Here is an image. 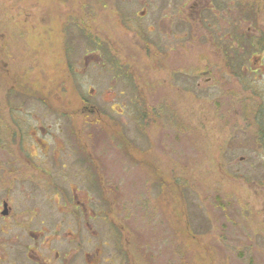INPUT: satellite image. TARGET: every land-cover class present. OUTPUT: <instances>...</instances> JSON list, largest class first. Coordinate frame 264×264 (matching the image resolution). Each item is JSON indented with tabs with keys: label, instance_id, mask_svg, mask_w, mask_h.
<instances>
[{
	"label": "rangeland",
	"instance_id": "rangeland-1",
	"mask_svg": "<svg viewBox=\"0 0 264 264\" xmlns=\"http://www.w3.org/2000/svg\"><path fill=\"white\" fill-rule=\"evenodd\" d=\"M194 2L0 0V205L6 196L13 205L38 203L42 214L30 228L43 220L52 230L69 220L54 203L62 210L73 202L64 180L74 177L75 163H110V181H96L100 170H90L76 186L125 225L135 264H264V239L246 220L259 190L242 176L246 163H233L252 153L230 163L219 146L236 113L242 122L259 110L264 121V52L248 44L262 43L264 0H210L218 11L198 13ZM230 2L225 21L237 35L240 84L219 60ZM104 53L123 68H109ZM205 77L211 83L198 88ZM251 96L253 103L234 100ZM65 147L85 153L74 161ZM57 163L71 170L56 171L59 186L50 191L41 168ZM34 164L36 185L26 187ZM20 216L7 220L15 234L26 226ZM252 219L256 229L264 225L260 212ZM28 241L5 239L0 249L13 262Z\"/></svg>",
	"mask_w": 264,
	"mask_h": 264
},
{
	"label": "flooded vegetation",
	"instance_id": "flooded-vegetation-1",
	"mask_svg": "<svg viewBox=\"0 0 264 264\" xmlns=\"http://www.w3.org/2000/svg\"><path fill=\"white\" fill-rule=\"evenodd\" d=\"M203 2L204 1L202 0H195L191 6L196 9L197 13L201 8L204 9V12L218 11L214 4H210V0H207L205 4L202 5ZM224 7H226L224 9L223 16V20L225 21L226 17L231 18L230 16L233 13V6L230 2ZM220 9L221 8H219V10ZM209 19L214 18L209 16L207 20ZM225 22L228 26V32L227 34L225 33L218 37V39L221 41V45L218 46L219 50H221L219 60H221V65L223 64L224 70L227 71V73L233 75L234 83L240 84L241 82L239 81V72L243 68L240 67V62L237 60L238 49H235L237 35L234 33V29L231 28L232 21L228 20ZM164 31L166 35L170 34L168 29ZM262 39H264V37ZM262 43L264 45V42ZM171 44L172 42L169 41L167 46V48H170V51L172 47ZM102 48L104 50L107 48V46L103 44ZM261 50L264 52V48ZM102 55L106 58V65H108L109 68L114 70L118 67L123 68L122 65L118 64L117 62H111V58L108 53H104ZM263 60L264 59L260 58V61ZM206 64H208V62ZM246 70L247 73L257 71L251 70L249 67H246ZM203 72L209 73L211 70L207 67V70H204ZM203 82L204 84L200 83V81L197 82L198 88H201L202 85L211 83V78L205 77ZM111 90L112 87L110 86L107 91L110 96H112L110 93ZM256 98L257 97L251 96L245 98L244 100H234L241 103H245V101L253 103ZM84 107L87 108L86 106ZM91 110L94 112H96V110L98 111V109L95 107H92ZM14 111L13 112L18 118L17 109ZM257 112L258 113L255 116H253L252 113L246 114V117L242 122L238 121V115L236 113L234 120H228L225 122L227 125L225 128H221L220 131L221 135H224V138L223 141L219 143V146L221 149H223L221 155L226 156L230 163L232 162V159L236 160L238 153L244 151H250L252 153L251 156L240 155V159L233 163L235 165L240 164V166L246 163L247 167L242 166V168H240L242 176L247 178V180L254 184V186L258 187V195L259 198L261 197V199L256 202V205L251 200L249 201V205L253 209V212H251L248 219H246L248 221L247 229L250 231V233L254 232V237L258 236L264 239V225L261 226V228L256 229L252 224V218L258 215L259 212L262 214V219L264 222V121L260 118L261 112L259 110H257ZM12 117L14 118L13 113ZM65 148L70 149L69 153L74 161H79L82 157L81 155L85 153L84 149L81 147ZM62 150H64V148H62ZM44 151L45 150H43V152L41 151L43 156H49L51 154L50 149L48 151ZM59 157H62V155H59L57 158ZM87 162L88 160L86 162H82L80 160L79 162L75 163V167L73 169L74 177L64 180L65 183L70 180L68 184L71 186V192L74 193V200L72 202L70 199L67 202L60 204L62 210L59 209L58 204L54 203V207L57 206L56 210L67 217L69 216V220L65 221V224L62 221L58 222L52 230L50 228H46L47 225H44L45 223L43 220L37 229L30 228L32 227L33 222L38 221L37 217L42 214V208L38 203L33 205L27 201L25 204L20 202L19 205L17 203H14L13 205L12 201L7 196L4 198L0 205V220L4 221V223H2L4 226H0V241H5V239L9 238L12 240L14 237L19 236L26 237L29 241L19 253L12 256L14 260L13 262L7 259L8 253L6 250L0 249V264H135L133 256L130 252V247L128 246V238L123 233L125 225L114 221L113 218L110 217V213H107L106 210H96L94 206L91 205L92 197L90 194L88 195L84 191L80 192L79 186H76L79 185L80 182L82 184L85 183V175H88L90 170L92 172L95 171V173L99 172L100 170L101 174H99L98 179L95 177L96 181H104L105 177L108 181H110V177L112 176L108 174L110 163L102 165V167H100L99 164L95 166L92 165V167L89 168V164H86ZM57 164L59 168L53 164H48L41 168L42 175H46V177H48V180H45V182L53 185V188H51L50 191H56L55 187L59 186L57 184V180L54 179L56 176V171H59L62 175H67V172H70L71 170L70 166L68 167V163ZM222 164H224L223 157L218 162L217 167H222ZM39 166L40 165L35 164L31 165V171L25 173L30 177V179L25 178L27 182L30 181L29 184L25 183L26 187H32L36 185L33 179H35L37 175L39 176ZM101 170L104 172V174H102ZM22 204L23 208H21ZM4 211L6 212L4 213ZM15 213L20 214V221L26 223V226L22 224V229H24V231L21 234H15L11 225L7 221L13 217ZM100 222L101 224H99ZM82 230H85L86 234H82ZM101 230L102 232L100 233ZM49 232L50 234H48ZM14 256L15 258L17 256V259H19L20 262H16L17 259L15 260Z\"/></svg>",
	"mask_w": 264,
	"mask_h": 264
},
{
	"label": "trees",
	"instance_id": "trees-1",
	"mask_svg": "<svg viewBox=\"0 0 264 264\" xmlns=\"http://www.w3.org/2000/svg\"><path fill=\"white\" fill-rule=\"evenodd\" d=\"M249 16V15H248ZM251 41H254V38L250 41H248V44L249 46H251L252 48L255 47V48H259V49H263L264 48V45L263 43H261L260 45L257 43V42H253V43H250ZM262 42H264V39H262Z\"/></svg>",
	"mask_w": 264,
	"mask_h": 264
},
{
	"label": "water",
	"instance_id": "water-1",
	"mask_svg": "<svg viewBox=\"0 0 264 264\" xmlns=\"http://www.w3.org/2000/svg\"><path fill=\"white\" fill-rule=\"evenodd\" d=\"M6 211H4V213H5Z\"/></svg>",
	"mask_w": 264,
	"mask_h": 264
}]
</instances>
